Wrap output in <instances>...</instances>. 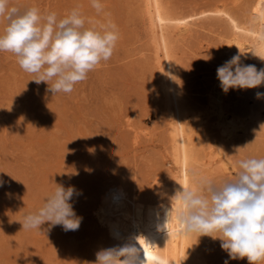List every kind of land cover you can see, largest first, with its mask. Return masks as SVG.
Segmentation results:
<instances>
[{
  "label": "rangeland",
  "instance_id": "374dc122",
  "mask_svg": "<svg viewBox=\"0 0 264 264\" xmlns=\"http://www.w3.org/2000/svg\"><path fill=\"white\" fill-rule=\"evenodd\" d=\"M221 1L235 10L239 5L238 10L247 0H164L179 13L212 8ZM101 3L103 9L97 13L91 0H10V6L36 7L42 14L55 12L58 19L79 8L86 21L115 24L119 38L108 61L75 84L71 93L54 96L46 91V84L30 81L34 77L19 67L13 54L0 52V180L4 182L0 185V264H89L112 241L105 224L111 212L110 189H124L130 199L149 205L167 198L174 169L170 119L151 58L143 2ZM216 21L205 20V28L194 29L174 46L179 86L190 111L203 106L210 80L227 61L220 40L229 33L228 25ZM6 23L0 17V32ZM234 96L228 100L231 110L241 108L242 113L257 104L251 96L242 95L243 102L241 95ZM254 125L226 144L224 161L226 157L233 167L228 164L231 177L218 172L222 162L216 155L212 158L218 163L198 165L195 171L220 183L235 178L241 159L264 158V129ZM197 130L194 139L203 156L200 164L208 156L203 155L206 143L218 138L208 128ZM54 182L82 193L72 200L76 214L83 218L79 229L64 231L59 225L45 233L22 229L24 214L42 206ZM194 235L199 264L226 260L248 264L246 258L231 260L219 240Z\"/></svg>",
  "mask_w": 264,
  "mask_h": 264
},
{
  "label": "clouds",
  "instance_id": "9594fccd",
  "mask_svg": "<svg viewBox=\"0 0 264 264\" xmlns=\"http://www.w3.org/2000/svg\"><path fill=\"white\" fill-rule=\"evenodd\" d=\"M91 6L97 13L103 9L101 0H91ZM0 17L7 21L0 32V52L13 54L19 67L34 77L30 81L46 84V91L52 96L71 93L75 84L87 79L88 73L102 61H108L119 38L115 24L86 21L79 8L58 19L55 12L42 14L36 7L22 10L10 6V0H0ZM251 52L258 56L254 50ZM245 53L239 49L217 68V79L224 93L264 85V68L258 70L255 65L244 64L241 57ZM262 97L264 93H256L257 99ZM238 169L234 179L220 183L199 172H191V184L178 183L182 190L170 198L171 208L165 210V222L158 230L166 231L169 236L166 226L174 211L173 202H177L180 208L176 218L184 234L219 240L221 249L231 260L246 258L248 264H262L264 158L241 159ZM3 183L0 180V185ZM54 184V190L42 206L24 214L20 222L22 229L42 233L57 225L64 231L79 229L83 218L76 214L72 200L82 193L73 186ZM45 224L48 227L42 229ZM140 240L141 237H133L122 245L101 249L89 264H148Z\"/></svg>",
  "mask_w": 264,
  "mask_h": 264
},
{
  "label": "bare ground",
  "instance_id": "6f19581e",
  "mask_svg": "<svg viewBox=\"0 0 264 264\" xmlns=\"http://www.w3.org/2000/svg\"><path fill=\"white\" fill-rule=\"evenodd\" d=\"M142 2V18L149 36L150 50L153 55L151 58L154 60L159 79L158 86L163 107L170 119L168 137L174 169L171 175V186L167 190V198L163 196L166 199L164 198L165 200L163 199L164 201L159 204H153L154 201H150L152 203L150 205L149 203H140L134 200L135 197L130 199L128 194L121 191L124 189H110L111 212L105 217L106 233L112 239L108 248L122 245L133 237H141V246L144 249L147 248L148 251V264H199L197 251L194 247L195 235L184 234L176 218L180 208L179 203L173 202L174 211L166 226L169 236L166 231H160L158 228L165 222V210L171 208L170 198L175 195L177 190H182L181 185L189 186L191 184L190 173L195 171L196 166L199 165L201 168L202 164L208 166V163L213 161L214 155H216L222 162L218 172L221 171L226 177L232 174L229 159L225 157L226 161H224V152L228 146L226 144L240 135L242 137L243 134H247L252 124H255L254 126L258 124L261 126L260 129H264V113H262L263 109L260 110L264 106V97L256 98L257 92L264 93V85L255 89H233L224 93L215 73L206 90L205 102L201 106L203 108L197 105L201 109L196 107L195 110L193 107L194 111H190L179 86L175 55L177 51L175 52L174 46L178 40L186 38L194 29L205 28L203 25L205 20H217L218 23L223 21V23H227V30H229V33L226 36L223 35L220 40V50L227 56L226 59L230 60L240 49L242 52H246L241 57L244 64L255 65L258 70L264 68V60L258 57L264 58V0H247L245 3H241L242 6L240 5L238 10L239 5L236 4L235 10L221 1L212 8L186 13L171 10L164 0H142ZM253 50L258 56L253 55L251 52ZM234 95H241V99L242 95L251 96L257 104L243 110L242 113H240L241 108L231 110L228 107V100ZM243 100L244 98L242 102ZM198 128L213 130L218 138L215 139L216 142L206 143L205 150H208L203 155L208 156H205L207 160L200 162L201 165L197 163L203 156H201L200 150H198L199 146L196 145L194 139ZM201 153L203 152L201 151ZM225 156L228 155L225 154ZM216 162L218 163V161ZM209 166L211 168L210 164ZM203 167L205 168V166ZM159 197H156V200ZM133 242L137 243V247H140L138 242L135 240Z\"/></svg>",
  "mask_w": 264,
  "mask_h": 264
},
{
  "label": "snow or ice",
  "instance_id": "6c2138e0",
  "mask_svg": "<svg viewBox=\"0 0 264 264\" xmlns=\"http://www.w3.org/2000/svg\"><path fill=\"white\" fill-rule=\"evenodd\" d=\"M145 254L148 255V251H147V248H145Z\"/></svg>",
  "mask_w": 264,
  "mask_h": 264
}]
</instances>
